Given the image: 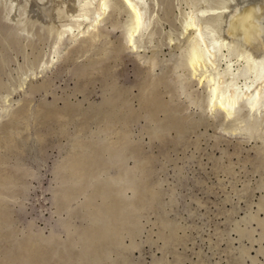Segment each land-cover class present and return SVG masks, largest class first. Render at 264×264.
I'll return each mask as SVG.
<instances>
[{"label": "rangeland", "instance_id": "1", "mask_svg": "<svg viewBox=\"0 0 264 264\" xmlns=\"http://www.w3.org/2000/svg\"><path fill=\"white\" fill-rule=\"evenodd\" d=\"M52 1L44 20L0 0V264H264V132L209 111L177 60L183 15L228 0H147L136 49L117 0L59 44L73 11ZM240 48L220 65L245 66Z\"/></svg>", "mask_w": 264, "mask_h": 264}, {"label": "bare ground", "instance_id": "2", "mask_svg": "<svg viewBox=\"0 0 264 264\" xmlns=\"http://www.w3.org/2000/svg\"><path fill=\"white\" fill-rule=\"evenodd\" d=\"M9 1L14 3L13 8L19 4L16 3L18 0ZM117 1L129 15L130 23L126 26L127 29L125 28L126 35L124 41L136 49L135 38H140L141 35L145 36L142 33L146 32L145 30L150 24V20H152V14L150 13L152 10L149 11L147 0ZM34 2L35 5H32L35 8H32V10L37 11L34 15H37V17L42 16L43 18L40 17L41 19L54 17L55 7L52 5V0H34ZM108 2L109 0H83L82 2L81 0H70V9L73 13H70L71 16H69L73 17V20L64 22V28L61 27L62 31L58 43L61 44L64 40L76 41L88 36V34L91 35L94 30H97L102 19H104ZM224 4L219 8L190 9L183 15L182 21H180V28L182 29L180 34L183 36V42L179 45V59L177 60L181 63L182 67L188 70L191 78L193 76L197 80V84L203 86L206 107L210 109H208L209 111L212 113L218 111L226 119L234 118L243 113L244 116H242L245 118V122L241 123V125L244 124L243 127H247L248 130L255 129L256 131L258 128H261L264 132V57L262 56L260 59H257L254 58L255 56L252 57V54L249 52L252 46H264V0H228ZM86 5H90V7L88 8ZM206 12H211L220 18V35L213 33V29H207L202 19V15H205ZM31 13L33 12L31 11ZM56 20L59 19L56 18ZM65 33H69L68 38ZM140 40L143 41V39ZM226 43H237L241 46L245 53L244 57L247 58L245 66H236L233 70L230 59L225 62V65H220L221 48ZM54 53L57 54L58 50H55ZM239 74L243 75V80L240 82L237 80V75ZM142 77L144 76L142 75ZM185 91L186 89L184 93ZM190 96L189 94L187 97L189 98ZM192 96L194 97V95ZM235 125L237 124L235 123ZM239 130L243 132L247 129ZM236 132L238 133V131ZM260 138H262V135Z\"/></svg>", "mask_w": 264, "mask_h": 264}]
</instances>
